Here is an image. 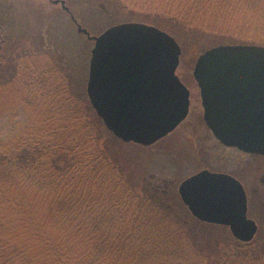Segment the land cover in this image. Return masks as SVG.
Instances as JSON below:
<instances>
[{
	"label": "trees",
	"instance_id": "obj_1",
	"mask_svg": "<svg viewBox=\"0 0 264 264\" xmlns=\"http://www.w3.org/2000/svg\"><path fill=\"white\" fill-rule=\"evenodd\" d=\"M111 1L214 35L211 46H264V0ZM21 51L0 20V76L14 65L5 84L32 117L0 142V264H264L261 237L230 239L221 258L199 252L160 195L117 168L90 102L51 66H24Z\"/></svg>",
	"mask_w": 264,
	"mask_h": 264
},
{
	"label": "water",
	"instance_id": "obj_2",
	"mask_svg": "<svg viewBox=\"0 0 264 264\" xmlns=\"http://www.w3.org/2000/svg\"><path fill=\"white\" fill-rule=\"evenodd\" d=\"M71 14L63 0H50ZM78 26L95 42L87 96L105 127L125 143L152 146L187 118L190 90L177 75L182 48L169 33L144 23H124L100 36ZM193 76L204 118L227 146L264 155V46L220 45L197 60ZM179 195L201 222L229 227L243 243L258 225L247 216V198L228 176L203 171L179 186Z\"/></svg>",
	"mask_w": 264,
	"mask_h": 264
},
{
	"label": "rangeland",
	"instance_id": "obj_3",
	"mask_svg": "<svg viewBox=\"0 0 264 264\" xmlns=\"http://www.w3.org/2000/svg\"><path fill=\"white\" fill-rule=\"evenodd\" d=\"M63 1L66 2L71 14L63 10L60 4L55 5L50 0H0V20L9 30L12 42H16L21 52L25 54L24 66L31 61L34 66L47 69L51 66L52 70L60 73L69 83L75 95L87 102H89L87 85L90 60L95 42L78 32V26L73 21L72 15L82 28L96 37L113 26L134 22L155 26L169 33L182 48L177 75L185 85L194 88L193 94L197 92L193 71L198 58L211 48L220 45H237L220 43L211 46L210 42L213 41V37L215 38L214 35L201 33L200 30V32L190 31L184 24L172 22L166 16L139 13L111 0ZM152 18H155L154 21L151 20ZM251 32L258 34L256 29H251ZM205 46L207 47L202 49ZM8 58L10 53L7 55ZM13 72L14 65H11L0 76V142L8 141L32 121L29 108L5 84L12 79ZM192 99L188 121H192L196 114L203 113L199 95H193ZM186 124H182L174 133L152 146L125 143L118 138L112 140L114 135L112 133L113 136L109 135L110 131L108 132L106 127L105 131L98 130V135L102 137L103 146L110 147L108 153L117 168L137 185L140 194L147 190L154 192L149 188L150 183L154 186L159 185L162 180L171 183L167 194H156L158 197L160 195V202L165 203V206L168 204L167 207L173 215L176 214L181 218V226L189 235L191 243L198 247L199 252L210 254L213 258H221L234 252L230 231L226 228L198 223L190 217L178 193L183 179L196 172L192 165L194 153L191 150L192 142L187 137ZM202 131L204 132L201 129L199 133ZM200 147L205 148V143ZM185 160L189 161L188 168L183 167ZM256 205L254 214L258 215L264 226V203ZM262 231L264 235V227ZM259 243L261 245L258 246V251L263 252L264 241Z\"/></svg>",
	"mask_w": 264,
	"mask_h": 264
},
{
	"label": "flooded vegetation",
	"instance_id": "obj_4",
	"mask_svg": "<svg viewBox=\"0 0 264 264\" xmlns=\"http://www.w3.org/2000/svg\"><path fill=\"white\" fill-rule=\"evenodd\" d=\"M194 83H195V87L197 88V92H195L194 94L192 90L194 88L190 85H185L190 90L191 95H190L189 114L182 124L187 123L186 124L188 128L187 137L192 142L191 150L194 153L193 155L194 161L192 162V165L196 169V172H194L191 176H186L183 179V182L203 171H209L214 174L225 175L236 181L238 184L242 186L247 198V208H248L247 216L249 219L255 221L256 224L258 225V232L257 235L255 236V239L259 237L264 238L262 231V228L264 226L262 224V221L259 219L257 214H254L255 205L264 203V155L258 153L246 152L234 146H227L215 137L214 133L211 131V129L208 127L205 121L200 88L198 86V83L195 81V79H194ZM197 94L200 97V103L202 106L203 113L202 115L196 114L195 118L192 121L191 120L188 121V118L191 114V107L193 104L192 97L193 95H197ZM201 129H203L204 132L202 131L201 133H199ZM204 143L206 147L205 148L200 147V145ZM206 149H209V151H207ZM200 150L201 152H199ZM188 162H189L188 160L187 162L185 160V162L183 163V167L188 168L187 167ZM157 183H159V180H157ZM149 188L153 189L155 194H161V193L167 194L169 192L168 190L171 188V183L162 180V182L157 186H154V184L150 183ZM178 193H179V188H178ZM184 206L188 210L185 204ZM202 224L208 225L207 223H202ZM211 226L217 228H224V229L226 228L230 231L229 227L226 226L213 225V224H211ZM232 238L234 239L235 237L232 235Z\"/></svg>",
	"mask_w": 264,
	"mask_h": 264
}]
</instances>
